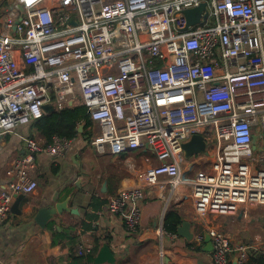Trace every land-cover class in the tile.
<instances>
[{"label":"built area","instance_id":"2783aa9c","mask_svg":"<svg viewBox=\"0 0 264 264\" xmlns=\"http://www.w3.org/2000/svg\"><path fill=\"white\" fill-rule=\"evenodd\" d=\"M201 4L199 22L187 26L184 10ZM21 8L8 11L0 34V139L45 115L44 105L61 110L80 96L99 129L95 153L152 152L150 190L168 188L170 198L188 188L200 211L264 207V0H21ZM193 135L206 154L185 159ZM22 141L27 154L0 191V226L14 197L38 187L29 176L35 155L61 157L72 142ZM204 162L209 171L183 172ZM145 196L128 188L106 208L135 232ZM208 235L214 264H230L233 254L249 264L248 247L234 249L220 229Z\"/></svg>","mask_w":264,"mask_h":264},{"label":"crops","instance_id":"0c3cea01","mask_svg":"<svg viewBox=\"0 0 264 264\" xmlns=\"http://www.w3.org/2000/svg\"><path fill=\"white\" fill-rule=\"evenodd\" d=\"M11 9L21 11V0L14 7L0 0V34ZM78 101L84 105L77 96L68 106ZM77 132L63 156L35 155L29 176L38 187L32 194L15 196L11 203L8 217L0 226V264H88V255H80L79 249L89 244L93 249L98 247L94 257L107 245L115 264H214L204 242L213 228L224 231L234 249L248 247L249 264L253 257L264 259V207L249 203L197 210L188 188L183 193L176 190L168 198V188L150 190L145 185L146 169L157 164L147 147L116 156L97 154L90 139L99 133L98 127L93 122L88 126L81 122ZM23 137L47 143L32 122L1 137L0 191L14 178V162L27 154ZM204 170H210L209 163L183 165V172L192 177ZM133 187H143L146 196L140 204V225L130 232L106 204L110 196ZM59 205L62 213H50V219L40 226L39 212ZM170 210H176L182 222L190 223L193 239L203 235L201 244L192 245L200 249L189 246L193 239L187 241L165 231L164 219ZM235 260L233 254L230 264Z\"/></svg>","mask_w":264,"mask_h":264},{"label":"trees","instance_id":"16d2710c","mask_svg":"<svg viewBox=\"0 0 264 264\" xmlns=\"http://www.w3.org/2000/svg\"><path fill=\"white\" fill-rule=\"evenodd\" d=\"M85 122L86 126L91 124V121L86 113V108L80 103L76 102L73 106H67L61 110H55L54 112L43 115L41 118L32 121L33 125L37 128L40 134L45 140L50 142L53 136L60 138H66L69 140L74 139L78 132L77 128L79 123ZM182 218L176 210H170L167 212L164 219V229L171 235L176 234L177 228L181 225ZM190 244L189 246H192ZM97 246L93 249L92 254L87 256V263L91 264L94 259V255L97 252ZM193 250L200 248L193 247ZM252 264H264V259L261 256L251 258Z\"/></svg>","mask_w":264,"mask_h":264},{"label":"water","instance_id":"95a60500","mask_svg":"<svg viewBox=\"0 0 264 264\" xmlns=\"http://www.w3.org/2000/svg\"><path fill=\"white\" fill-rule=\"evenodd\" d=\"M205 10V4H201L199 7L186 9L184 10V15L187 18V26L195 25L199 22V15ZM205 18V17H204ZM45 113H50L55 111V108L51 105H44L42 107ZM183 154L185 159H189L194 155H201L206 154V142L201 135H193L188 141H186L183 146ZM62 206H57L56 209L51 210H41L38 214L39 219H42V222H39V225L43 227L44 220L47 218L50 219V213L55 214L56 212L61 211ZM37 221H39L37 219ZM176 235L180 236L187 241H191L193 239V234L190 232V223L189 222H182L181 225L176 230ZM204 242L206 244L205 251H212V243L209 235H205ZM115 264V258L113 253L111 252L110 248L107 245H103L96 256L93 259V264ZM233 264H236L233 262Z\"/></svg>","mask_w":264,"mask_h":264},{"label":"rangeland","instance_id":"374dc122","mask_svg":"<svg viewBox=\"0 0 264 264\" xmlns=\"http://www.w3.org/2000/svg\"><path fill=\"white\" fill-rule=\"evenodd\" d=\"M16 2L18 3V0H6V3L10 6H15ZM200 18V15L198 16Z\"/></svg>","mask_w":264,"mask_h":264}]
</instances>
